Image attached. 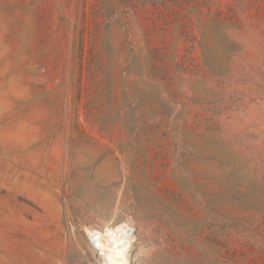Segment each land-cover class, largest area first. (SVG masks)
<instances>
[{
	"label": "rangeland",
	"instance_id": "rangeland-1",
	"mask_svg": "<svg viewBox=\"0 0 264 264\" xmlns=\"http://www.w3.org/2000/svg\"><path fill=\"white\" fill-rule=\"evenodd\" d=\"M264 264V0H0V264Z\"/></svg>",
	"mask_w": 264,
	"mask_h": 264
},
{
	"label": "bare ground",
	"instance_id": "bare-ground-1",
	"mask_svg": "<svg viewBox=\"0 0 264 264\" xmlns=\"http://www.w3.org/2000/svg\"><path fill=\"white\" fill-rule=\"evenodd\" d=\"M133 241L132 229L127 224L105 230L102 251L107 257V263L128 264L127 255Z\"/></svg>",
	"mask_w": 264,
	"mask_h": 264
}]
</instances>
